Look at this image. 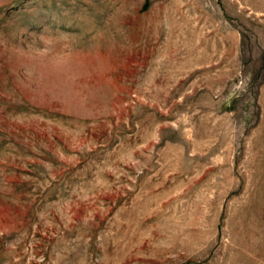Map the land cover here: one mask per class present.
<instances>
[{
  "label": "rangeland",
  "instance_id": "374dc122",
  "mask_svg": "<svg viewBox=\"0 0 264 264\" xmlns=\"http://www.w3.org/2000/svg\"><path fill=\"white\" fill-rule=\"evenodd\" d=\"M0 264H264V0H0Z\"/></svg>",
  "mask_w": 264,
  "mask_h": 264
}]
</instances>
